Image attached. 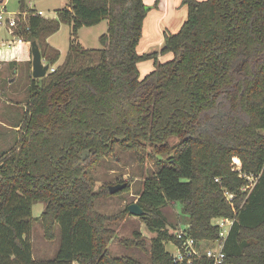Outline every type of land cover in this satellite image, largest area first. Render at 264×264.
<instances>
[{
  "label": "trees",
  "instance_id": "16d2710c",
  "mask_svg": "<svg viewBox=\"0 0 264 264\" xmlns=\"http://www.w3.org/2000/svg\"><path fill=\"white\" fill-rule=\"evenodd\" d=\"M182 6L188 19L181 30H166L160 51L139 55L149 12L144 0H69L60 14L72 23L69 62L43 84L32 79L23 117L11 126L20 135L0 155V264H144L110 254L112 217L96 208L109 186L98 193L94 177L118 151L141 149L158 166L138 201L146 212L140 218L157 234L151 264H174L165 244L183 243L162 213L171 202L190 217L185 233L197 244L221 239L215 220H235L223 264H264V0ZM103 21L101 49H85L79 30ZM28 25L25 43L58 24L32 14ZM44 57L53 65L59 54ZM143 61H152L154 71L142 79ZM41 202L46 210L34 219L32 208ZM34 222L48 241L59 229L53 259H34ZM134 245L146 249L144 241ZM193 264L214 262L203 257Z\"/></svg>",
  "mask_w": 264,
  "mask_h": 264
},
{
  "label": "rangeland",
  "instance_id": "374dc122",
  "mask_svg": "<svg viewBox=\"0 0 264 264\" xmlns=\"http://www.w3.org/2000/svg\"><path fill=\"white\" fill-rule=\"evenodd\" d=\"M3 1L4 3L0 5V12L14 15L20 28L29 21L32 14L35 15L38 11L44 13L42 19L45 22L58 24L55 30L42 31L36 42L43 59L45 58V53L49 57H54L56 53L59 54L58 60L53 65L48 62L47 58H45L44 64L50 65V70L53 68L54 71H62L70 59V44L73 29L72 23L60 19V14L67 8L69 0ZM179 17V13L176 14V18L170 16L168 23L174 25ZM186 18L188 19V14ZM187 19H185L184 23ZM165 23L167 25L166 21ZM107 30V21H103L95 27H84L78 32L79 41L87 50H100V37L107 33ZM3 40L12 41L13 37L8 35L5 26L0 25V42ZM5 49L7 50L1 51L0 56L2 60L0 62V87L5 92L0 96V155L4 151H8L16 142L14 135H20L21 128H18L16 132L11 129V126H14L23 117L28 89L33 79L31 42L22 45H12V47H6ZM98 57L94 55L92 61H98ZM163 61L166 60L163 58ZM140 65L141 67L143 65L145 70L154 68L152 61H143ZM15 67L16 69L13 70ZM141 67H139L140 72H142ZM38 80L40 84H43L46 78ZM149 151L147 149H141L137 152L118 151L115 157L105 159L94 173L97 181L96 191L98 193L101 192L103 186L107 187L120 183L129 184L127 190L119 194L113 196L107 194L105 197L97 199L96 208L100 213L112 217V221L108 224L112 233L107 238L110 254L113 257L133 258L144 264H151L150 246L152 240L157 237V234L150 231L145 220L132 216L126 210L129 205L138 203L145 181L157 173L158 166L149 157ZM250 181L254 183L253 179H250ZM45 210V203L35 204L32 208V218H41ZM183 212L182 205L179 203L171 202L167 207L162 209L170 234L177 235L185 231L190 217L184 216ZM135 233L141 234L140 239L135 237ZM31 240L33 244V257L38 261L53 259L61 245L59 229L55 232V239L48 241L45 238V233L40 222H34ZM137 241H144L146 249L141 250L137 248L134 245ZM125 243H129L130 245H126ZM202 247L203 249L208 247L217 248L215 245L206 242H203ZM165 249L172 255H178L179 250L171 242L165 244Z\"/></svg>",
  "mask_w": 264,
  "mask_h": 264
},
{
  "label": "built area",
  "instance_id": "2783aa9c",
  "mask_svg": "<svg viewBox=\"0 0 264 264\" xmlns=\"http://www.w3.org/2000/svg\"><path fill=\"white\" fill-rule=\"evenodd\" d=\"M36 16L43 17L44 13L42 11H38L36 12ZM0 25L5 26L7 29V33H9V36L13 37L12 41L3 40L2 42H0V46L12 47V45L14 44L22 45L25 43V39L22 36L23 29L18 25L17 19L16 17H14V15L8 14L6 12H0ZM25 28L27 30L30 29L28 22H26ZM50 72H54V69L52 68ZM232 199V196H229V200L232 201ZM234 222V219L215 220V224L218 225L221 229V239L210 244L215 245L217 248L208 247L206 249H203V242L197 244L194 239L187 236L185 231L177 234V238L179 240H183V243L181 247H177V249L179 250L178 255H173L174 264H193L195 259H201L203 257L212 260L214 264H223L225 259V241L231 231Z\"/></svg>",
  "mask_w": 264,
  "mask_h": 264
},
{
  "label": "crops",
  "instance_id": "0c3cea01",
  "mask_svg": "<svg viewBox=\"0 0 264 264\" xmlns=\"http://www.w3.org/2000/svg\"><path fill=\"white\" fill-rule=\"evenodd\" d=\"M157 2L159 3V6L156 8L155 4ZM144 3L147 8H149V12L144 22L143 38L141 39V42L137 49L139 55H145L155 51H160L164 45V32L167 30L173 34L178 33V31L184 24L185 19H187L186 17L188 14L187 7L182 6V0H144ZM178 13L180 14V17L178 18L176 23L174 22V25L169 24L168 18L170 16L176 18V14ZM165 21L167 22V25H165ZM1 48L2 49L0 50V56L1 51L7 50L5 49L6 47L1 46ZM164 59L170 60L171 56H167ZM1 61L2 60L0 59V62ZM43 63H45V58L43 59ZM139 67H141V65ZM141 70V78L143 79L149 73H152L154 71V68L145 70L142 65Z\"/></svg>",
  "mask_w": 264,
  "mask_h": 264
},
{
  "label": "water",
  "instance_id": "95a60500",
  "mask_svg": "<svg viewBox=\"0 0 264 264\" xmlns=\"http://www.w3.org/2000/svg\"><path fill=\"white\" fill-rule=\"evenodd\" d=\"M2 3L3 1L0 0V5ZM147 9L149 10V8ZM31 46H32V56H33V60H32L33 79L34 80L43 79L47 77L48 73L50 72V65H45L43 63L42 53L40 51V48L37 42L33 41L31 43ZM89 154H90L89 151L83 152L81 154L82 161H84L85 158L89 156ZM127 187H128V183H120L116 185H110L108 189H109L110 195L113 196V195L123 192L124 190L127 189ZM128 210L132 216H135L138 218L146 215L145 210L138 203H133L129 205Z\"/></svg>",
  "mask_w": 264,
  "mask_h": 264
}]
</instances>
